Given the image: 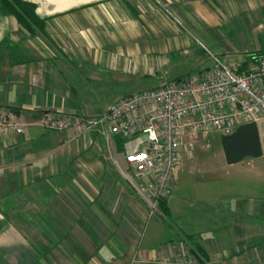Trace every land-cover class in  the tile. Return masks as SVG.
<instances>
[{"label": "crops", "instance_id": "1", "mask_svg": "<svg viewBox=\"0 0 264 264\" xmlns=\"http://www.w3.org/2000/svg\"><path fill=\"white\" fill-rule=\"evenodd\" d=\"M26 1L42 30L0 15V108L26 123L0 136V264H163L158 254L175 243L190 249L192 238L209 255L232 251L241 264H264V122L255 123L259 156L221 157L249 167L208 174L222 180L203 185L194 205L169 197L166 213L150 220L100 150L102 137L39 123L46 110L99 115L147 79L155 87L207 68L210 54L242 53L243 72L264 51V0ZM209 133L217 132L199 135L185 160L208 149ZM123 142L115 138L117 151ZM19 204L32 231L7 213Z\"/></svg>", "mask_w": 264, "mask_h": 264}, {"label": "built area", "instance_id": "2", "mask_svg": "<svg viewBox=\"0 0 264 264\" xmlns=\"http://www.w3.org/2000/svg\"><path fill=\"white\" fill-rule=\"evenodd\" d=\"M210 57L212 64L207 68L122 95L99 115L46 110L39 123L52 131L74 130L76 136L102 137L112 164L145 206L146 219L160 218V201L172 192L173 171L184 155L191 157L199 135H228L242 123L264 122V55L243 72L239 62ZM25 126L14 108H0V136L23 133ZM116 137L124 140L120 151ZM135 138L140 145L130 150L128 144ZM171 249V253L158 254L156 261L241 264L232 251L212 253L204 261L176 243Z\"/></svg>", "mask_w": 264, "mask_h": 264}, {"label": "rangeland", "instance_id": "3", "mask_svg": "<svg viewBox=\"0 0 264 264\" xmlns=\"http://www.w3.org/2000/svg\"><path fill=\"white\" fill-rule=\"evenodd\" d=\"M223 36L228 37L229 34L227 32L222 33ZM234 44L237 46V36L234 37ZM211 49V48H210ZM229 54H227L225 56V58L228 61H235L237 62L239 59L243 58L242 53L240 52H233L230 51L228 52ZM207 56V54H206ZM205 57V56H204ZM206 59V57H205ZM205 64H211V61L207 58L205 61ZM159 81V80H158ZM152 82V79H147L145 82H142L137 88V90H131V91H124L122 93V95L124 94H130V93H135L144 89H148V88H152L150 87V84ZM218 135L217 133H209L207 137H209L210 141H209V146L207 150H204L203 148H200V145L198 146V148L196 149V151L194 152V157L192 159V161L190 160H185L184 158H182V169L183 171L180 172L178 168V166L176 167L177 169H174L173 171V188H172V192L170 194V198L173 197L174 199H176V203L178 202L179 198H182V200H184L182 203H188V204H192L194 205L197 201L195 195L196 193L199 191V189H201V187L203 185H208L210 187V189L212 188V186H217V182L221 181L222 179L217 178L215 180V182L212 180V178H207L204 179L208 174H219V172L224 169V168H232V169H241L240 167H249V165L246 164V161L239 163V164H235L234 166H227L222 160L221 157H223V151L222 148L217 144V142H215V136ZM206 137V138H207ZM102 145H104V140L101 139L100 140ZM100 147V150L104 151L105 154H107V149L105 146ZM140 145V141L138 140V138H135L131 143H129L128 147H130V150L137 148ZM262 160H264V156L261 158ZM198 195V194H197ZM174 201H170L169 203V207L172 209L171 207V203H173ZM22 205V204H19ZM24 205L22 206H18L17 210H13V209H9L7 213H9L10 217H13V219L17 222L18 221V225L19 227H22L25 230L28 231H32V228L30 229L29 225H25V223H23L21 221V217L18 216L19 211H24L25 209L23 208ZM30 209V208H29ZM32 211V213H34L35 211H33L32 209H30ZM40 212V211H39ZM166 220H168L169 222L166 223H171L173 224V222L176 220L174 218H172L171 216L169 217H165ZM173 221V222H172ZM177 221V220H176ZM179 222V221H177ZM154 223V222H152ZM151 223V224H152ZM150 224V225H151ZM17 225V226H18ZM150 230V226L147 230V232H149ZM175 232L174 229V225H173V231L172 233Z\"/></svg>", "mask_w": 264, "mask_h": 264}, {"label": "trees", "instance_id": "4", "mask_svg": "<svg viewBox=\"0 0 264 264\" xmlns=\"http://www.w3.org/2000/svg\"><path fill=\"white\" fill-rule=\"evenodd\" d=\"M0 15H12L31 32L34 31V28L38 30L43 29L42 21L38 19L35 13V5L26 0H0ZM261 55H264V51L257 58ZM220 142L225 160L229 164L238 162L246 156H259L261 154L258 131L254 122L238 125L232 133L221 135ZM166 200L160 201V209L164 214L167 211ZM195 241L193 238L191 239L192 243L189 251L197 258L204 261L207 260L209 254L196 244ZM192 244H195V246H192Z\"/></svg>", "mask_w": 264, "mask_h": 264}, {"label": "snow or ice", "instance_id": "5", "mask_svg": "<svg viewBox=\"0 0 264 264\" xmlns=\"http://www.w3.org/2000/svg\"><path fill=\"white\" fill-rule=\"evenodd\" d=\"M142 158V157H141Z\"/></svg>", "mask_w": 264, "mask_h": 264}]
</instances>
